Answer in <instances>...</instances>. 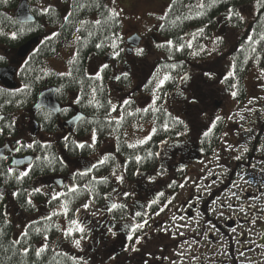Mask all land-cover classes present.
<instances>
[{
	"label": "trees",
	"instance_id": "obj_1",
	"mask_svg": "<svg viewBox=\"0 0 264 264\" xmlns=\"http://www.w3.org/2000/svg\"><path fill=\"white\" fill-rule=\"evenodd\" d=\"M19 1L0 0V49L19 48L32 37L44 34L45 25L50 28L52 25L57 26L59 30L53 39L45 38L29 54L21 70H18L19 80L25 89L17 92L0 89V110L7 114L4 123L7 130L4 129L3 134L11 138L17 135L16 129L10 127V114L31 107L37 92L48 86L59 88L56 94L59 102H71L70 98L76 94L73 98L75 106L84 114V118L77 123L75 132L57 141V144L43 143L38 145L37 150L21 146V155H37L32 165L25 170L27 175L21 176L19 170L9 169L10 159L0 162V264H86L72 256L73 251L69 248L61 247L62 231L58 220L65 217L68 225L75 227L76 223L72 221H75L80 211L86 208L95 211L103 207L106 196L113 189V180L122 182L123 179H119V176L125 174L126 180L131 182L135 173L154 170L158 163L160 144L166 137L182 135L185 128L178 126L182 120L167 111L145 113L129 107L128 104L132 107L136 105L132 102L118 109V106L112 105L109 98L107 82L99 85L85 79L84 62L89 55L95 52L101 56L122 44V39L118 35L121 17L113 14L116 12L104 3L105 0H72L70 3L68 0H61L63 7L70 6L68 19L64 22L60 18V9L53 8L52 4H46L42 0H27L33 6L31 10L35 22L32 24L16 22L14 12ZM250 3L255 5L257 16L250 26H247L238 9ZM94 13L100 14L96 22L90 19ZM100 16L104 18V22ZM223 17H226L229 28L233 30L230 29L228 32L231 36L229 43L221 41L219 37L221 27H216L217 21ZM160 23L159 34L163 38L171 39V44L166 50L164 45L157 49L166 54L171 64L157 65L148 80L151 87L141 90L142 93L162 95L176 87L178 78L187 69L180 61L188 56L197 57L202 53L207 54L206 57L209 58L210 53L204 45L210 41L213 31L217 28L218 32L214 39L218 46L217 69H221L223 65L229 68L228 74L219 85L235 93L233 96L237 97L238 101H244L249 91L247 83L251 76L264 75V0H173L161 17ZM192 28L197 29V35L191 38L188 47L181 39ZM74 35H77L76 48L68 76L52 75V70L45 66L44 61L56 55ZM113 37L116 40H113ZM102 38H105L104 47L102 50H96L95 42ZM175 47L179 50L177 51ZM6 64L8 59L0 55V67ZM161 80H164L162 85ZM69 92L72 95L67 94ZM19 95L22 99H19ZM18 102H22L20 106ZM73 110L76 111L73 106L64 108L62 115ZM218 117L201 138L206 155L218 145L226 128L225 117L223 115ZM36 118L43 125L45 132L52 133L56 129L55 120L50 113L41 112ZM56 119L58 120L57 117ZM147 122L152 124L151 136L136 145L128 141V131L133 129L138 133L141 125ZM257 132L256 129L254 133ZM93 133H95L93 146L77 143L80 139L93 137ZM107 137H111L115 144L114 154L124 160L123 168L115 163V159L110 160L111 156L107 154L103 163L96 164L89 172L73 173L71 175L73 186L65 185L48 202L45 201V196L34 188L33 183L44 176H63L69 173L59 156V150L64 149L65 154L71 158L77 156L88 158L98 152L102 142L107 141ZM1 142L2 140L0 144ZM118 171L121 173H115ZM2 187L9 190V195L3 193ZM33 203L42 207L44 205V209L39 211ZM59 206L63 208L64 213L56 212ZM125 212L123 205H117L111 209L110 215H115L116 219L121 220L126 217ZM75 231L77 233L66 238L70 244L83 236V232L77 227Z\"/></svg>",
	"mask_w": 264,
	"mask_h": 264
},
{
	"label": "flooded vegetation",
	"instance_id": "obj_2",
	"mask_svg": "<svg viewBox=\"0 0 264 264\" xmlns=\"http://www.w3.org/2000/svg\"><path fill=\"white\" fill-rule=\"evenodd\" d=\"M71 1L72 0H68V3ZM172 1L173 0H160L158 1V5L160 8H168ZM55 2L56 0H52V7L60 9V18L63 22L66 21L68 19L67 15L70 6L66 8L63 7L61 4L62 1L57 2V4H59V6H57L54 4ZM243 9L247 10L246 19L252 20L254 16L253 9H251L249 5H246ZM92 15L90 19L94 22L98 21L97 18H99L100 14L94 13ZM101 18L104 22V18ZM160 25L161 23L157 22L144 32H141L137 26L131 27L128 30V34L122 36L121 32L123 31V26L121 20V28L118 34L120 39H122L121 46L107 53H103L101 56L93 52L84 62L86 66V68H84L85 79L99 85L104 84V81L107 82L108 91L110 92L109 98H112L113 106L117 105L118 109H122L126 104L125 101H128L136 104L133 107L131 104H128L129 107L144 111L145 113L156 110L167 111L175 118L182 120L183 122L178 123V126L182 129L186 126L187 130H184L182 135L177 134L174 138L169 137L163 142L158 158V168L162 170L160 174H158L157 171L151 172L150 174L139 173L134 177L132 182H120L118 185H114L109 195L113 203L108 198L106 206L99 208L98 212L89 210L83 211L82 215L84 220L82 216L81 219L84 221L82 223L84 237L82 239L80 251L76 255L83 260L85 259L84 254L88 256L85 260L90 261L91 254L93 255V259H95L100 253L107 252L108 256L114 255L113 262L109 260L104 262L97 261V264H153L150 259L155 253V248L153 246L157 243L158 247L156 252L165 254L169 248V240H176L177 238L176 231L173 232V228L170 226L171 223L167 224V219L164 226H168V228L165 231L162 230L161 218L166 216L174 217L175 215L181 217L189 210H191L192 213L197 212L198 214L205 211L207 215H214L220 220L232 217V208L228 210L225 205L227 201L225 200L224 203L223 201H219L216 189L209 190L210 184H208L206 180L207 173H210V169L214 170L219 165L218 162L213 161L214 157L212 155H205L201 143V138L208 132L213 117L217 113H221L222 115L226 114V111L231 109L226 101L228 98H233V93L219 85L224 76L228 74L229 68L227 65H223L222 68L218 70L215 55L212 57L210 54L209 58H207L204 53L197 57L188 56L185 60L180 61L182 65L187 66V69L179 78L176 86L177 88L174 87L169 89L162 95L142 93L141 90L146 87H151L148 80L154 73L155 67L160 64H171V61L167 60L166 54L157 49L164 45V49L166 50L169 46L168 41H171L169 38L161 37L159 34ZM216 27H221L220 32L225 33H228L231 29L225 18L219 19L216 23ZM58 30L59 28L57 26L52 25V39L55 37ZM192 30L195 31L196 29ZM217 32L218 28L216 31H213L210 40L216 38ZM54 33L55 35H53ZM192 34L193 32L185 33L181 39L182 43L188 47L191 44L189 37ZM132 35H138L140 38V41L135 46L126 42ZM117 39L119 40V37ZM113 40H116L115 37H113ZM104 41L105 38L98 41L96 40L95 49L102 50ZM68 43L62 46L61 49ZM210 44L216 51L215 40L214 43L210 42ZM75 48L76 40L74 52ZM175 49L177 51L179 50L178 47H175ZM138 50L142 51L138 53ZM59 51L56 55H52V59H56V57L59 56ZM90 59H92L94 63V70L92 72L89 64ZM73 60V57H71L66 62L67 72L64 75H60L53 69L52 75L58 77L68 76ZM25 61L26 59L22 61L21 65L17 68L18 70H21ZM105 65L107 67H104ZM190 76H193L192 84H189V86H181L183 80ZM17 78L19 79L18 74ZM195 78H200V83L209 87L205 93L193 89ZM260 79L257 92H255L257 103L255 107H253L255 109V117L251 120L247 119L242 129L236 128V131H234L235 134H240L246 144L249 142V139L253 137L254 131L256 129L258 130V142L252 148L258 160L264 157V146L261 145V142H264V75H262ZM54 87H56L54 94H57L59 88L57 86ZM129 90L131 92H127ZM218 91H221L220 95ZM117 92L120 93L117 94ZM67 94L72 95L70 92ZM114 94L117 95L114 96ZM75 96L76 94H74L70 100L73 101ZM72 101L69 102L70 105ZM59 104L60 108L58 113H51L52 119L55 120L54 126L56 125V129L50 133L53 137L51 142L55 144H57V141L75 132V127L77 126V124L73 128H68L66 126V121L72 117L74 110L69 111V116L67 113L62 115L63 109L67 108V104L64 102H59ZM0 115L3 118L5 117V114L0 113ZM34 132V126H31L29 134L31 140H34L31 138V136H34ZM58 132H63V135L55 139ZM238 135L236 138L240 141L241 138H239ZM88 138L89 137H86L83 140ZM259 140L261 141L260 143ZM22 141L24 140H21V142ZM12 150L18 153L21 151L20 145L16 147V150L12 145ZM99 150V156H104L108 151L106 147L100 148ZM8 155L7 153V156ZM111 155H113V152ZM251 155L253 156V154ZM248 156H250V153L239 154L232 157L228 169L230 171L232 170L233 160L235 165L237 163L235 160L243 159V157L245 158ZM68 158L76 160L80 158V156ZM252 159L253 157L250 158V160ZM26 167H28V165L19 169L25 170ZM196 174L200 175L196 176ZM210 175L212 176V174ZM223 175L230 176L232 173L227 172L223 173ZM143 178H145V180H143ZM138 179L140 180L139 182ZM196 179H198L199 183H204V185H201V188L202 191H205L203 194L199 193L194 196L196 188L187 189V187ZM226 179V177H222L221 183L223 184ZM52 180L54 181V178H52ZM211 180L214 181L215 179L211 177ZM35 183L36 181L33 183L34 188H36ZM47 189L50 190L53 189V187L48 186ZM245 194L249 195L247 191ZM230 196L234 197L233 195ZM48 198L49 197L46 196V199ZM243 198L238 195L237 198L236 196L234 197V200L236 199V202H240ZM114 201L119 202L128 209V221H119L115 216L110 215L109 211L112 209ZM38 208L40 210L43 207L38 205L37 209ZM192 213L189 214V216H192ZM139 225H143V227H138ZM154 230H159V233H154ZM156 236H162L165 240H157Z\"/></svg>",
	"mask_w": 264,
	"mask_h": 264
},
{
	"label": "rangeland",
	"instance_id": "obj_3",
	"mask_svg": "<svg viewBox=\"0 0 264 264\" xmlns=\"http://www.w3.org/2000/svg\"><path fill=\"white\" fill-rule=\"evenodd\" d=\"M44 3L46 4H52V2H49L47 0H42ZM61 0H56V2L54 3L55 5L59 6V4H57V2H60ZM158 1L160 0H105L106 5L112 9L114 12L118 13V15L121 17L122 20V26H123V31L121 32L122 36H126L128 34V30L131 27H139V30L141 32H144L145 30L149 29V27L154 26L157 22L160 21L161 17L165 14L167 8H160L158 5ZM132 5V8H131ZM43 7V6H42ZM242 12H246V9H240ZM243 19L245 20V17L242 16ZM52 36V28L50 29H45L44 31V36ZM197 35V34H196ZM219 37L221 38V41H225L226 43L230 42V34L229 33H225L224 34H220ZM75 40H76V35L70 40V42L62 49H60L59 51V56L56 57V59H46V61H44V64H46L47 66H49L51 69L55 70L57 73L61 74H65L67 72V65L66 62L73 57L74 54V44H75ZM214 43V40H210L208 43H205V47L207 48L208 52L212 55V57L216 54V51L214 50V47L210 44ZM216 45V44H215ZM217 47V46H216ZM2 52V50H0V53ZM4 55L7 56L9 62L11 64H9L10 66H14L15 68H18L23 59H20L19 57H17L16 55V50H8L4 52ZM207 55V54H206ZM217 58V57H216ZM90 70L91 72L94 70V63L92 61V59H90ZM192 78L193 76L187 77L186 79L183 80L181 86H189V84H192ZM259 79L258 77H256L255 75H252L250 78V81L247 83V86L249 88V91L247 92V96L245 97L244 101H238L237 97L233 98H228V100L226 101V103L231 107L230 110L226 111V114H223V116L225 117V122L224 124H226V128L223 131V134H221V140L219 142L218 145H215V147L212 149V152L209 155H212L213 161L214 162H218V167L214 170L210 169V173H207V178L206 180L208 181L209 185V190L212 189H216L217 191V196L219 201H223V203L225 202V200L227 201V204L230 205L232 202H234L236 205V199L234 200V197L236 196V194H239L241 188H248L250 195L254 194L255 192H260L259 195L258 193H255V195H258L257 198L260 200L258 203H255L253 205L254 208H258L259 212L256 214V218H255V225L258 228H261V231L264 234V227H262L263 221L262 218H264V210L260 211L262 209H260L262 206H260V202L261 200L264 199V187L261 189L262 186H257L256 183H259L260 179L258 176H256V174L259 175H264V165L259 166L257 169L253 170V175L250 178L249 183L246 182L247 178H245L244 176V171L249 168L251 165H255L257 161H264V157L261 158L260 160H258L255 155H254V151L252 150V148L255 146V144H257L258 142V135H256L255 133H253V137L251 139H249V142H247L245 144V141L243 140V138L240 136V134H235L234 131H236L237 126L235 124H237L239 126V129L243 128V124H245V121L247 119L251 120L255 117V109L253 107H255L256 105V99H255V92H257V88H258V84H259ZM257 81V84H256ZM177 88V87H176ZM208 86L207 85H203L200 83V78H195L194 79V85H193V89L195 91H200L201 93H205L208 90ZM127 92H131L130 90ZM221 91H218V94L220 95ZM120 92H117V94H119ZM126 93V92H125ZM116 94V95H117ZM114 94V96H116ZM233 95V94H232ZM112 99V98H111ZM113 102V100H112ZM115 102V101H114ZM229 102V103H228ZM231 103V104H230ZM241 108V109H240ZM221 113H217L213 119L210 122V125L214 122V120L218 117L221 116ZM14 119V128L17 130L18 129V137H17V141L18 140H24L26 142H29V134L31 131V121L33 120L31 115L29 113H17L16 117H13ZM235 123V124H234ZM199 126V125H196ZM185 131L187 130V127L184 126ZM227 132V140H225L224 138H226V133ZM35 134H37L38 137H42V139L40 140L41 143H46L47 141L43 140V139H47V140H52V135L49 134H45L44 132H40L39 129H37V131L35 132ZM63 135V132H58V135H56L55 139L59 138L60 136ZM151 135V125L147 123H144L143 125H141L140 127V132H138L135 135V131L132 129V131H128V135H127V139L131 141H133L134 143H141V141H145L147 138H149V136ZM241 138L240 141H238L239 139H237L236 137ZM90 139H93L90 138ZM237 139V140H236ZM107 141H103L101 146L102 148L106 147L107 149H110L111 147H113V144L111 143L112 138L111 137H107L106 139ZM130 141V142H131ZM261 141L259 140V143ZM89 145V144H88ZM261 145L264 146V142H261ZM90 146V145H89ZM63 160L65 161V166L68 168L69 170V174H71L72 172H76V171H84L87 170L88 166V162H90V164H92L96 159H98L99 157H97V153L95 152L90 158L88 159H84V158H77L76 160H72L69 159L67 156H65L64 151H60ZM244 153H250V158L253 157V159L251 160V164L249 163V161L247 159H237L235 160L237 163L234 165V162L232 163V170L230 173H232V175L230 176H226L223 175V173H227L229 172V164L232 161V157L239 155V154H244ZM253 154V156L251 155ZM255 160V164L252 163ZM259 163V162H257ZM257 165V164H256ZM238 166V168H237ZM240 167V168H239ZM121 171L115 172L120 174ZM256 172V173H255ZM214 173V174H213ZM212 174V176L210 175ZM124 175V176H123ZM121 176L125 177L126 175L123 174ZM137 174H134V176H137ZM200 174H196V176H199ZM223 175V176H222ZM62 177V176H61ZM211 177H213L215 180H211ZM222 177H226L227 179L225 180V182L222 184L221 180ZM231 177V178H229ZM122 178V177H120ZM119 178V179H120ZM202 178V177H201ZM258 178V179H257ZM110 179L112 180V177L110 175ZM62 182H61V188L64 187L65 185H67L70 180L67 179V175L64 174V177L61 178ZM143 180H145V178H143ZM140 180L138 179V182ZM54 184L52 178H45V179H38L36 181V185L38 187H43L44 189V194L48 193L50 194L49 190L47 189L48 186H52ZM200 184L197 189L194 192V196L198 195L200 192H202V188H201ZM259 188V190H258ZM253 189H255V191H253ZM58 191V189L56 190ZM263 193V194H262ZM233 195L234 197L230 196ZM256 198V197H255ZM264 203V201L262 202V204ZM249 204H251V202H249ZM247 204V205H249ZM218 208V207H217ZM57 213H64L63 208L59 207L57 208ZM233 216H240L244 215L242 212L239 211V209L236 210H231ZM187 212V211H186ZM215 212V211H214ZM196 212L193 213V219L188 220L187 218L183 217L182 222H178V223H174V219L173 221L171 220V227L173 228V232L176 231L175 228H178V226L181 225H186L187 223H192L194 221H199L200 222V215L196 214ZM79 218L78 221H80V227L82 225V223L84 222V217L82 215V211L79 212ZM82 216V219L80 218ZM201 216H203V213L201 212ZM246 216V215H245ZM177 216H175V219L177 220ZM243 218V217H241ZM247 219L250 220L249 217H246ZM162 222H161V226L164 225L167 216L161 218ZM61 231H62V242H64V246H66L67 248H70V250L72 251H77L78 249L81 247L82 241L79 242V245H77L75 242H73V244H70L69 241L66 239L67 235L69 234L68 230L70 229L67 225L68 222L66 221L65 217H62L58 220ZM186 223V224H184ZM193 226H189L188 224L186 225V228H184V226L179 227V228H184L181 229L180 232L181 234H184L185 238L178 240L177 238L176 240H169V248L168 251L165 254H160L157 253V243L156 245H154L153 247L155 248V253L150 257V259L152 260L153 264H177V262H179L180 264H189L188 262V256L190 254H193L194 256H196V258L193 261V264H199L201 262V258H206L205 255H201L202 253V247L200 244V247H198L197 245H195L194 241L195 239L193 237H189L187 235V230L192 228ZM168 226H163L162 230L165 231L167 230ZM257 232H259V230L257 229ZM154 233H159V230H154ZM200 234V236L203 235V232H198L197 235ZM242 236H246V235H242ZM258 234L254 235V234H249L247 235V239L250 240H256L258 238ZM157 240H161L164 239V237L162 238V236H156ZM92 239V238H90ZM165 240V239H164ZM264 240V238H263ZM249 241V240H248ZM156 242V241H155ZM154 242V243H155ZM87 243V242H86ZM84 244V242H83ZM116 246V245H114ZM260 249L262 250V252H264V247H262L261 245H259ZM194 250V251H193ZM200 250V251H199ZM76 252V253H77ZM88 252V251H87ZM94 252V251H93ZM89 253V252H88ZM200 253V254H199ZM84 258L87 259L88 256H86V254H84ZM91 259L90 261L85 260L86 264H92V263H96L97 261H101L104 262L106 260L112 261L114 260V255L108 256V253H100L97 258L93 259V255L91 254ZM249 255H245V257L240 261L236 260L234 264H249L250 260L248 258ZM207 259V258H206ZM233 262V260H232Z\"/></svg>",
	"mask_w": 264,
	"mask_h": 264
},
{
	"label": "water",
	"instance_id": "obj_4",
	"mask_svg": "<svg viewBox=\"0 0 264 264\" xmlns=\"http://www.w3.org/2000/svg\"><path fill=\"white\" fill-rule=\"evenodd\" d=\"M15 19L20 23H30L34 21V16L31 14L29 9V4L26 0H21L16 8L15 11ZM38 41V38H34L29 40L27 43L22 45L18 48L16 54L18 57L23 58L25 57L32 46L36 44ZM140 41V38L137 35H133L130 38L127 39V43L130 45H137V43ZM14 73V69L11 67H5L0 68V82L7 88H13L15 85L12 83L11 78ZM47 109L54 113H57L58 110V104L55 101L54 98V89H46L39 93L35 105L32 107V109L38 110V109ZM81 118L80 114H76L74 117H72L70 120L66 122V125L71 128L73 127L77 121ZM6 148H0V159L3 157L4 151ZM14 165H17L15 163Z\"/></svg>",
	"mask_w": 264,
	"mask_h": 264
},
{
	"label": "snow or ice",
	"instance_id": "obj_5",
	"mask_svg": "<svg viewBox=\"0 0 264 264\" xmlns=\"http://www.w3.org/2000/svg\"><path fill=\"white\" fill-rule=\"evenodd\" d=\"M114 15H118V13H113ZM238 15V14H237ZM200 31H202V29L200 30ZM53 35H55V33L53 34ZM13 38H15V33H13ZM168 43L169 44H171V41H168ZM114 47H115V45H113ZM190 46V45H189ZM99 47V46H98ZM140 51H142V50H138V53L140 52ZM104 67H107L106 65L104 66ZM231 74V73H230ZM60 75H64L63 73H61ZM165 79H168V77H165ZM164 83V80H161L160 81V85H162ZM158 87H159V85H158ZM233 95H235V93H233ZM125 103H128V101H125ZM217 119H219V117L217 118ZM182 122V121H181ZM93 140H95V133H93ZM143 141H141V143H142ZM80 147H83L84 145H79ZM133 145H130V147H132ZM29 147H31V145H29ZM137 159L139 160L140 158L139 157H137ZM101 163H103V161H100ZM24 175H27V173L26 172H22L21 173V176H24ZM84 207H87V205H84ZM112 207L113 208H115V207H117V205H115V204H113L112 205ZM72 223H76V221H72ZM138 227H143V225H139ZM80 231H83V229L82 228H80L79 229ZM68 232H69V234L71 233V229H69L68 230ZM75 243L77 244V245H79V241L77 240V241H75Z\"/></svg>",
	"mask_w": 264,
	"mask_h": 264
}]
</instances>
